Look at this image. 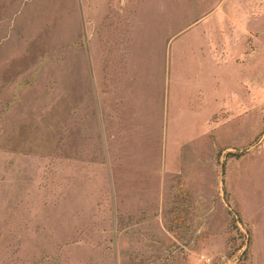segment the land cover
I'll list each match as a JSON object with an SVG mask.
<instances>
[{"label":"rangeland","instance_id":"rangeland-1","mask_svg":"<svg viewBox=\"0 0 264 264\" xmlns=\"http://www.w3.org/2000/svg\"><path fill=\"white\" fill-rule=\"evenodd\" d=\"M0 264H264V0H0Z\"/></svg>","mask_w":264,"mask_h":264},{"label":"trees","instance_id":"trees-1","mask_svg":"<svg viewBox=\"0 0 264 264\" xmlns=\"http://www.w3.org/2000/svg\"><path fill=\"white\" fill-rule=\"evenodd\" d=\"M227 154H229V152H226L225 153V155H227ZM231 220H232V226H233V228L238 229V226L236 224V219H235L234 215L231 216Z\"/></svg>","mask_w":264,"mask_h":264}]
</instances>
